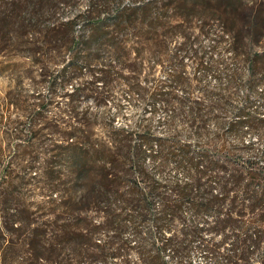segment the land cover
I'll return each instance as SVG.
<instances>
[{
    "label": "trees",
    "instance_id": "1",
    "mask_svg": "<svg viewBox=\"0 0 264 264\" xmlns=\"http://www.w3.org/2000/svg\"><path fill=\"white\" fill-rule=\"evenodd\" d=\"M61 1L70 8L78 5L75 0ZM225 1L228 10L243 7L242 0ZM0 2V44L20 31L26 38L47 21L44 29L53 41L65 40L69 48L82 47L89 53L106 51L110 61L118 64L117 70L106 64L96 69L97 59L83 57L89 79L79 82L72 93L61 94L72 104L83 93L97 99L96 85L107 89L119 70L140 69L136 60L129 63L128 53L135 52L141 60L143 53H156L153 48L161 47L168 32L186 26L194 30L190 25L195 22L204 29L213 20L193 13L207 0H169L162 7L157 1L124 5L116 0H87L79 15L56 24L49 12H55L59 0ZM225 13L230 17L231 12ZM222 22L223 27L227 18ZM240 26L236 31L223 27L229 41L227 51L239 68L231 71L223 87L216 85L214 94L200 90L196 98L173 97L172 90L185 91L189 84L182 76V60L172 56L177 75L164 87L155 85L148 98L151 109L160 103L169 112L164 135H153L148 126L136 130L118 127L114 120L98 135L70 114L67 145L56 147L64 149L61 159L67 177L62 184L66 200L61 203L68 201L72 212L93 210L119 223L62 225L56 228L54 239L48 235L53 228L34 229L36 264H197L196 254L206 263L249 264L255 256L256 262L264 264V138L259 150L247 141L251 134L264 133V113L254 107L253 99L256 88L264 85V47L259 45L264 9L254 16L251 9L242 14ZM177 34L182 41L176 51L186 54L185 47L198 36L184 30ZM130 43L136 47H129ZM190 56L197 61L200 74L211 70L201 61L203 53L191 52ZM81 72L78 60L72 58L53 80L43 83L56 97L68 83L80 81ZM38 106V111L24 112L33 123L43 121ZM21 123L14 121L18 140L23 138ZM50 188L59 192L58 187ZM247 210L262 213L254 218ZM19 230L20 226L10 229ZM5 231L0 226V264ZM126 233L134 245L123 239ZM96 234L102 239L97 241ZM44 236L48 238L44 240ZM216 237L217 242L213 241Z\"/></svg>",
    "mask_w": 264,
    "mask_h": 264
},
{
    "label": "rangeland",
    "instance_id": "2",
    "mask_svg": "<svg viewBox=\"0 0 264 264\" xmlns=\"http://www.w3.org/2000/svg\"><path fill=\"white\" fill-rule=\"evenodd\" d=\"M75 1L78 5L70 8L59 0L55 12H49L51 22L56 24L79 15L87 6V0ZM101 1L103 0H98ZM116 1L124 5L157 1L159 7H162L169 0ZM226 4L225 0H207V3L204 2L202 6L196 8L193 12L195 15L213 20H208V25L204 29H201L202 24L198 22L190 25L194 30H189V26L181 29L186 33L191 31L194 36H198L197 41L185 47L186 54L176 51L182 41L177 34L181 30L168 32L169 38L161 47L153 48L156 53H143L141 60L137 58L138 54L136 56L135 52L128 53L129 63H134L136 60L140 69L119 70L117 77L112 78V84L107 89L100 83L96 85L97 99H93L91 94L83 93L79 94L73 104L69 102L67 96L61 97V94L72 93L79 82L89 79L87 69L82 63L83 57L91 56V59H97L99 62L96 64V69L104 64L115 66V70L118 69V64L110 61L106 51L89 53L82 47L69 48L65 40L53 41L51 33L44 29L47 21L26 38L20 36L23 35L20 31L17 36L12 35L11 40L6 44H0V226L7 229L3 241L5 251L3 249L1 255L3 264H36L33 256L38 253L32 245L36 237L34 229L53 228L48 235L54 239L56 228L62 225L97 226L99 223H119L105 219L100 212L93 210L81 214L72 212L68 208V201L61 203L62 199L66 200L62 184L66 182L67 177L61 159L64 149L56 147L67 145L65 136L72 127L69 116L76 115L77 119L90 125L98 135H102V127L111 120H114L118 127L136 130L148 126L153 135H164L169 112L165 111L160 103H156L151 109L148 98L154 91L155 85L164 87L168 85L172 75H177L175 62L172 61L173 55L177 56L178 61L182 60L184 67L182 76L189 84V88L185 91L179 87L172 90L171 95L175 98L182 96L196 98L199 97L200 90L214 94L217 91L216 85L223 87L231 71L239 68L227 51L229 41L223 34V27L231 28L233 31L239 30L240 16L248 13L250 9L254 16L258 10L264 9V0H242L243 7H236V13L233 7L228 10ZM1 6L0 2V8ZM225 12H231L230 17ZM168 16L171 14L168 13ZM225 17L227 22L222 27V20ZM259 45L264 47V34ZM129 47L136 46L130 43ZM191 52L199 53V56L203 53L201 61L211 67L208 73L200 74L197 61L190 56ZM72 58L78 60V67L82 68V78L80 81L68 83L60 94L58 89L56 91L58 96L53 97L43 80H53ZM158 61L160 65H156ZM138 73V79H135ZM137 84L141 90L136 89ZM240 95L238 93L239 97ZM254 97V107L258 108L259 113H264V85L256 88ZM37 105H40L38 107L42 111L43 121L33 123L25 117L28 113L24 114V112L38 111ZM14 121L22 122L18 127L22 131L23 138L19 140L14 135L16 127ZM74 126L80 128L79 125L74 124ZM263 138L264 133L261 136L251 134L247 137V141L253 144L254 149L259 150L262 149ZM50 187H58L59 192H52ZM246 212L248 216L254 218L262 213V211L249 210ZM11 226H20L21 230L10 231ZM46 237L44 236L43 239L46 240ZM95 239L97 241L102 239V235L96 234ZM123 239L134 245L130 233L123 235ZM219 240L218 237L213 238L215 242ZM31 249L32 254H30ZM256 258L253 256L249 264H260L256 262ZM194 260L197 264H213L200 261L197 254Z\"/></svg>",
    "mask_w": 264,
    "mask_h": 264
}]
</instances>
